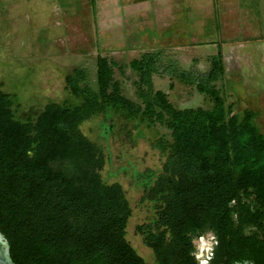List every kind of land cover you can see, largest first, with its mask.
I'll list each match as a JSON object with an SVG mask.
<instances>
[{"label": "trees", "instance_id": "1", "mask_svg": "<svg viewBox=\"0 0 264 264\" xmlns=\"http://www.w3.org/2000/svg\"><path fill=\"white\" fill-rule=\"evenodd\" d=\"M214 41L217 49L205 73L193 75L170 59L160 71L194 86L207 106L179 108L153 89L160 51L129 63L141 106L111 85L109 63L101 56L93 83L84 69L73 68L64 77L71 100L48 102L23 120L15 117L0 85V233L13 264H198L192 241L208 231L224 248L225 264L243 258L259 263L264 133L254 123L256 110L235 112L227 101L220 41ZM98 116L97 137L105 142L114 135L115 119L167 132V139L152 141L163 156L159 172L130 165L142 192L139 202L150 208L135 226L146 257L126 238L132 211L123 186L108 182L127 169L102 177L106 163L108 171L114 168L110 153L81 130Z\"/></svg>", "mask_w": 264, "mask_h": 264}, {"label": "rangeland", "instance_id": "2", "mask_svg": "<svg viewBox=\"0 0 264 264\" xmlns=\"http://www.w3.org/2000/svg\"><path fill=\"white\" fill-rule=\"evenodd\" d=\"M224 1L226 19L220 23L210 22L209 25L217 24L219 31H222L218 40L223 51L228 84L226 98L233 104L235 112H241L244 108L256 110L258 115L254 123L259 132L264 133V19L259 21L257 16H251L250 22L246 16L238 17L237 5V12L233 6L236 12L234 16L229 12L232 0ZM259 9L264 11V4ZM233 16V19L237 17L238 20H232ZM92 18L88 0H0V85L10 95L17 119L37 115L48 102L71 100L64 77L75 67L84 69L93 83L97 56L106 58L109 63L111 85H117L134 106H141L135 87L137 75L129 63L141 53L150 51H160L162 57L158 62L159 73L152 74L154 90H162L168 100L179 108L207 106L194 86L160 72L168 59L172 63L176 61L180 68L193 75L208 70L209 57L215 53L217 46L214 48L211 44L215 43L211 37L200 38L201 29L196 26L200 28L201 23L192 25L191 38L182 37L189 34L184 32L180 38L177 35L179 25L176 24L173 27L175 30L172 29L174 32H171L176 34L174 38H158L155 42L148 39L147 43L134 39L136 42L131 43L132 40L128 44L132 48H121L109 45L103 38L96 36ZM194 18L193 14H187V27L191 23L188 20ZM207 34L216 35L214 31ZM247 40H251L247 44L250 49H238L245 46ZM100 121V116L94 117L84 122L81 130L110 153V164L114 168L108 171L106 163L101 171L102 177L127 169L128 172L108 178V182L117 181L123 186L132 211L126 238L141 256L146 257L135 233V226L146 220L150 208L146 202H139L142 192L134 185L130 165L141 172H159L163 156L153 148L152 141L161 135L167 139V132L159 125L146 128L115 119L112 121L114 135L105 142L97 137L102 125ZM103 131L100 133L105 138L107 134ZM211 236L208 231L192 241L198 264H212Z\"/></svg>", "mask_w": 264, "mask_h": 264}, {"label": "crops", "instance_id": "3", "mask_svg": "<svg viewBox=\"0 0 264 264\" xmlns=\"http://www.w3.org/2000/svg\"><path fill=\"white\" fill-rule=\"evenodd\" d=\"M88 1L93 15L92 28L96 36L103 38L109 45L113 44L121 48H132L128 44L132 40L131 43H133L134 39H139V41L141 39V43H147L148 39L155 42L158 38H174L176 34H171V32H174L173 27L176 24L179 25L177 35L180 38L182 32L189 33L182 37L191 38L193 35L192 25L197 22L201 23L200 28L196 26L197 29H201L200 38H213L215 43L211 44L215 48L217 41H214V38H220L222 31H219L216 24L210 26L209 23H220L226 19L227 15L224 13L226 9L224 0H92V3L90 0ZM232 4L231 7L233 9L235 5L236 12L237 6L239 7L238 17L246 16L250 22L251 16H257L259 21L264 19V11L259 9L264 4V0H232ZM232 9L229 8V12L235 16L236 12L234 13V9ZM183 13H185L184 16ZM188 13L193 14L195 18L188 20L191 23L187 27L185 21ZM234 16L232 20L236 21L237 17L233 19ZM236 29L239 30L238 25ZM213 31L216 35L209 36L207 34ZM249 41L251 40L245 41V46L238 47V49H250L247 45Z\"/></svg>", "mask_w": 264, "mask_h": 264}, {"label": "flooded vegetation", "instance_id": "4", "mask_svg": "<svg viewBox=\"0 0 264 264\" xmlns=\"http://www.w3.org/2000/svg\"><path fill=\"white\" fill-rule=\"evenodd\" d=\"M252 230H253L252 227H249V226L246 227V232L250 233ZM211 235H212L211 238H212L213 243L210 247L211 248L210 258L212 260V264H225L226 255H225L224 248L221 245H219V241L217 240L213 232H211ZM256 253H257L256 256H257V259L259 260V263H256L255 261L251 259L243 258L241 260L235 261L233 264H264V246H257ZM216 255H218L217 259L215 258Z\"/></svg>", "mask_w": 264, "mask_h": 264}, {"label": "water", "instance_id": "5", "mask_svg": "<svg viewBox=\"0 0 264 264\" xmlns=\"http://www.w3.org/2000/svg\"><path fill=\"white\" fill-rule=\"evenodd\" d=\"M0 264H13L9 256V246L4 237L0 233Z\"/></svg>", "mask_w": 264, "mask_h": 264}, {"label": "bare ground", "instance_id": "6", "mask_svg": "<svg viewBox=\"0 0 264 264\" xmlns=\"http://www.w3.org/2000/svg\"><path fill=\"white\" fill-rule=\"evenodd\" d=\"M203 246V245H202Z\"/></svg>", "mask_w": 264, "mask_h": 264}]
</instances>
